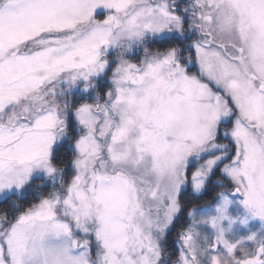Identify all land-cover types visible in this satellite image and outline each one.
<instances>
[{
	"label": "snow or ice",
	"instance_id": "6c2138e0",
	"mask_svg": "<svg viewBox=\"0 0 264 264\" xmlns=\"http://www.w3.org/2000/svg\"><path fill=\"white\" fill-rule=\"evenodd\" d=\"M0 264H264V0H0Z\"/></svg>",
	"mask_w": 264,
	"mask_h": 264
}]
</instances>
